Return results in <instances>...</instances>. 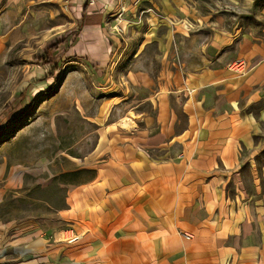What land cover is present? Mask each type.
I'll return each mask as SVG.
<instances>
[{"label":"crops","instance_id":"0c3cea01","mask_svg":"<svg viewBox=\"0 0 264 264\" xmlns=\"http://www.w3.org/2000/svg\"><path fill=\"white\" fill-rule=\"evenodd\" d=\"M80 3L67 49L108 58L119 33L106 15L118 2ZM235 6L177 29L176 60L171 45L151 57L153 40L139 38L128 62L107 66L87 114L89 175L48 220L18 227V264H264V199L242 186L264 148V0Z\"/></svg>","mask_w":264,"mask_h":264},{"label":"rangeland","instance_id":"374dc122","mask_svg":"<svg viewBox=\"0 0 264 264\" xmlns=\"http://www.w3.org/2000/svg\"><path fill=\"white\" fill-rule=\"evenodd\" d=\"M81 1L0 0V264L23 263L18 254L26 248L17 238L18 227L48 220L64 208L70 183L89 175L81 173V160L97 138L96 122L87 114L97 110L101 79L111 72L107 66L119 58L128 62L127 47L139 38L153 40L146 48L151 57L159 42L171 45L169 58L176 60L177 29L191 31L197 15L209 10L235 14L237 0H116L105 28L119 38L108 58L67 49L78 31ZM148 32L153 34L146 37ZM64 37L53 53L57 69L52 70L40 58ZM118 46L126 47L121 57ZM242 183L248 193L257 187L264 199V148L246 165Z\"/></svg>","mask_w":264,"mask_h":264},{"label":"trees","instance_id":"16d2710c","mask_svg":"<svg viewBox=\"0 0 264 264\" xmlns=\"http://www.w3.org/2000/svg\"><path fill=\"white\" fill-rule=\"evenodd\" d=\"M86 8V6H84ZM64 42V39H61L59 41H56L55 43H51L48 47H47V55L43 56L40 58V60L45 63L48 64L52 67V70H56L57 66L53 63V53L58 51V49L62 46ZM35 58V57H34Z\"/></svg>","mask_w":264,"mask_h":264},{"label":"built area","instance_id":"2783aa9c","mask_svg":"<svg viewBox=\"0 0 264 264\" xmlns=\"http://www.w3.org/2000/svg\"><path fill=\"white\" fill-rule=\"evenodd\" d=\"M89 1V3H93L94 2V0H88ZM233 68H235V67H233ZM236 68H238V67H236ZM183 234V236L184 237H190V235L189 234H187V233H182Z\"/></svg>","mask_w":264,"mask_h":264},{"label":"bare ground","instance_id":"6f19581e","mask_svg":"<svg viewBox=\"0 0 264 264\" xmlns=\"http://www.w3.org/2000/svg\"><path fill=\"white\" fill-rule=\"evenodd\" d=\"M64 235V234H63ZM67 238V237H66Z\"/></svg>","mask_w":264,"mask_h":264}]
</instances>
